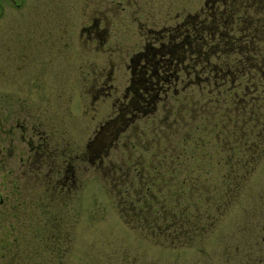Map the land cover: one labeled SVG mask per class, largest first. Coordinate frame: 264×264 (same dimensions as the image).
<instances>
[{"label":"rangeland","instance_id":"rangeland-1","mask_svg":"<svg viewBox=\"0 0 264 264\" xmlns=\"http://www.w3.org/2000/svg\"><path fill=\"white\" fill-rule=\"evenodd\" d=\"M1 1H5V10L0 17V38L7 46L12 44L11 48L18 39L15 33L19 27L25 28L39 19V24L50 25L56 33L57 25L68 23L69 56L53 59L47 83L39 84L38 103L48 105L57 132L68 128L65 143L58 145L70 150L75 181L66 200L57 193L54 201L60 204L55 205L42 199L46 193H40L43 188L40 181L23 186V190L16 189L22 180L28 182L26 175L21 176L18 162L20 150L25 156L27 149L17 136L11 117L1 121L0 111V161L7 162L6 166L0 163V264H264V123L250 144L256 159L247 161L254 162L249 171L240 168L236 177L229 176L227 163H218L215 154L216 159L208 165L212 176L223 175L229 188V184L237 183V187L232 186L237 190H232L236 195L232 197L230 192L223 209L215 215L212 212L216 216L214 223L207 227L200 223L203 233L174 247L156 243L122 219L116 208V186H111L106 170L98 168V160L92 155L96 143L92 151L86 145L97 125L114 115L113 110L119 104L117 101L114 105L115 97L121 96L130 76L129 55L142 47L147 34L154 33L151 29L181 25L189 18L197 0H25L21 8L9 0ZM204 1L198 0V6ZM87 15L88 20L100 19L105 43L99 48L87 44L85 31L80 32L88 22ZM3 64L0 57V68ZM95 67L103 71L102 90H109L107 86L112 85V97L106 98L104 94L92 97L90 80ZM108 72L111 77L105 80ZM182 77L181 83L172 82L176 93L184 83L183 92L190 93L196 102L201 93L207 94L209 85L202 77L197 87L186 76ZM7 93L9 90L0 86V104ZM180 95L184 96L182 92ZM165 100L160 98L154 111L129 118L127 130L117 142L108 140L104 167L111 162L122 170L130 168L128 174L133 175L140 161H148L153 155L151 129H160L161 134L168 130L161 126L168 105ZM110 126L114 124L111 122ZM172 129L176 134L183 131L181 126ZM159 140L163 148L166 139L159 135ZM38 147L41 150L44 145ZM204 149L213 152L219 145L207 143ZM36 150L34 144L32 151ZM10 151H13L11 156ZM203 163L204 168L202 163H197L202 165L198 169L201 178L207 169V162ZM118 171L114 172L119 174Z\"/></svg>","mask_w":264,"mask_h":264},{"label":"flooded vegetation","instance_id":"flooded-vegetation-1","mask_svg":"<svg viewBox=\"0 0 264 264\" xmlns=\"http://www.w3.org/2000/svg\"><path fill=\"white\" fill-rule=\"evenodd\" d=\"M9 1L21 8L25 0ZM4 2L0 0V17L5 10ZM195 3L190 13L193 33L190 59L191 85L197 87L202 77L207 87L209 85L207 95L213 109L222 97L227 107L231 103L235 105L234 109L237 112L242 109L241 111L248 117L257 118L252 121L249 117L245 123L252 128L256 127L258 131L254 133L258 134L259 127L264 123L262 120L264 116V0H205L199 6L198 0ZM88 18L89 15L86 16V20ZM38 21L28 24L25 28L19 27L15 33L18 39L13 41L14 49L11 48L12 44L7 46L3 38H0V46L2 45L0 57L4 61L0 68V86H4V90H9L7 94H11L3 95L0 111L2 112L1 121L11 117L14 127L18 130L17 136L27 149L25 156L20 150L18 162L21 167V176L26 175L28 182L22 180L17 184L16 189L23 190V186L28 184L33 186L40 181V186L43 187L40 188V193H46L42 199L55 205L60 204V201H54L57 193L62 194L63 200L67 199L66 194L75 181L74 166L70 161L69 148L65 145L59 147L60 143H65L68 128L63 127L62 132H57L48 105L38 103V87L39 84L47 83L46 77L49 76L47 73H50L53 59L55 57L65 59L69 56L67 53L70 44L69 28L67 22L62 23L57 25L55 33L53 27L41 25ZM178 26L175 25L169 29L165 27L159 30L151 29L154 33L147 34L142 47L129 55L130 76L122 89L121 96L115 97L114 105L117 101L119 104L113 110L114 115L97 125L93 136L86 144L91 150L93 143H96L93 150L95 154L92 153V155L98 160V164L103 159V139L107 137L104 133L111 122L116 125L114 137L117 142L127 130L131 118H138L141 114L145 115L158 108L160 98L167 95L169 89V87L166 88L167 85L169 82L173 85L170 76L174 77L175 84L182 82L179 68L181 69L183 59L186 58L182 54L175 53L180 45L174 41L170 32ZM80 30L81 33L85 31L87 44L90 43L95 48L97 46L99 48L105 43V38L101 36L100 19L97 17L88 20ZM167 37L170 38L168 43ZM185 42L189 44L187 39ZM9 52L15 55H7ZM164 63H167V66H164ZM200 71L204 76H201ZM102 72V68L95 67L92 81L90 80L93 98L102 94L106 98L112 97L111 84L107 86V88L110 86L109 90H102L105 83ZM110 77L108 72L105 80ZM12 85L15 86L14 89ZM182 89H184V83L177 92ZM173 91L176 93L175 87ZM229 108L228 110L231 109ZM34 144H37L36 151H32ZM40 145H44L41 150L38 147ZM250 148L251 146H245L246 151L237 154L238 161L235 159L226 167L229 168L228 175L237 172L236 169L246 168L249 171L253 167L254 162L251 164L247 162L249 159H256L252 156ZM12 152H9V156ZM57 159L60 160L57 161ZM0 163L6 166L7 162L1 160Z\"/></svg>","mask_w":264,"mask_h":264},{"label":"trees","instance_id":"trees-1","mask_svg":"<svg viewBox=\"0 0 264 264\" xmlns=\"http://www.w3.org/2000/svg\"><path fill=\"white\" fill-rule=\"evenodd\" d=\"M188 16L187 21L185 19L181 25L170 32L174 41L180 38L178 41L180 46L175 53L182 54L186 58L183 59L181 69L179 68V75L186 76L188 72L186 78L191 80L190 59L193 33L190 14ZM169 39L167 37V43ZM185 39L189 44L185 42ZM203 45L206 49L205 43ZM164 66H167V63H164ZM169 78L172 82L174 81V77ZM185 86L188 87L189 83H185ZM168 87L167 95L164 97L165 105L166 102L168 105L164 110L165 115L161 124L168 130L161 134L160 129L158 131L151 129L150 143L153 155L148 161H140L141 165L135 167L133 175L128 174L130 168L125 167L122 170L118 164L111 162L105 163L104 167L103 159L98 164V168L101 171L106 170L104 172L109 175L111 186H116L114 193L117 200L116 208L122 219L156 243L174 247L190 242L199 232L203 233V225L207 227L211 225V222H215L216 216L213 217L212 212L215 215L223 209L225 198H230V192L232 197L236 195L232 190H237L232 186H236L237 183L229 184L231 185L229 188L226 185L227 179L223 178V175L213 177L208 165L216 159L215 154H217L218 163L223 162L225 165L227 163V166L235 159H239L237 154L246 151L245 146L249 147L253 144V139L257 136L254 133L257 130L256 127L252 128L245 122L249 117L252 121L257 118L248 117L241 111L242 109L237 112L234 109L235 105L231 103L228 106L231 109L228 110L227 104L222 99L217 102L215 110L207 94L201 93L202 97L196 102L190 93L183 92L185 89L174 93L171 82L166 88ZM181 92L183 97L180 95ZM178 126H181L183 131L176 134L172 128ZM115 130V125L105 130L104 134L107 137L104 138L102 146L103 158L108 155L106 149L108 140H116ZM159 135L166 139L163 148ZM212 140L218 143L219 149L213 152L206 151L204 147L207 143L208 146L214 145L215 142ZM224 150H226L225 154ZM203 160L207 162V169L201 178L198 175V169L202 165L197 163H202L204 168ZM116 169L122 171L116 174L114 172ZM245 171H247L246 168ZM237 174L238 172H235L229 176L236 177ZM201 222L203 225L200 229Z\"/></svg>","mask_w":264,"mask_h":264}]
</instances>
